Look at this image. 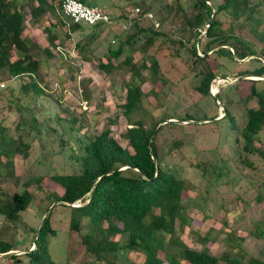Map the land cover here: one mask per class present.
<instances>
[{
	"label": "rangeland",
	"instance_id": "1",
	"mask_svg": "<svg viewBox=\"0 0 264 264\" xmlns=\"http://www.w3.org/2000/svg\"><path fill=\"white\" fill-rule=\"evenodd\" d=\"M216 1L212 0V3ZM177 2L182 12L189 15L194 0ZM260 2L256 15L260 24L255 30L244 16L233 17L231 10L221 13L219 19L222 28H227L229 24L241 26V29H233L234 34L253 45L257 56H260L258 62L264 65V58L258 52L264 47V0ZM84 4L99 8L118 20L107 29L95 30L92 34L88 28L83 30V36L96 33L88 45L90 53L87 61H81L75 52L74 44L81 38L79 32L66 36L67 27L50 28V33L55 36L56 48L53 49L48 45L46 29L55 21L46 15L40 21L31 23L27 16L22 36L35 42L40 49L48 48L53 54L52 59L43 61L39 66V78L36 80L43 94L35 97L31 91L23 93L19 90V86L27 82L26 76L5 81L0 74V125L7 129L9 136L19 137L22 143L28 145L26 157L14 155L10 167L4 165L5 159L0 157V201L23 190L31 196L29 205L18 213L16 220L9 221L0 215V242L11 244L15 249L13 252L31 250L33 232L46 210L52 208L49 227L53 236L47 238L48 259L60 264H88L79 237L68 229V209L56 202L55 197L60 196L62 190L51 180V176L77 173L83 144L103 129L108 128L110 136L122 148L130 150L121 138L127 124L140 121L150 128L165 119L166 123L157 125L161 130L155 137V145L162 164L186 182L188 189L182 193L183 200H192L186 206L190 223L178 232L180 240L188 247L199 249L194 232L201 236L208 229L231 231L242 239V249L248 256L264 262V160L260 155H243L240 152L250 165L234 167L232 162L226 161L231 154L237 157L232 143L234 132L228 129L224 118L220 119L222 109L227 107L236 128L243 126L244 109L238 100L239 96L247 93V86L238 85L236 90L230 86L235 84L239 72L253 70L258 63L249 57L233 65L227 56L208 53L206 63L215 74L208 91L220 95L215 107L214 102L196 91L199 78L191 73L188 65L192 33L180 12H175L173 0H86ZM147 5L150 6L147 13L166 34V39L156 38L147 51L157 62L154 76L148 70L139 68L141 64L148 65L141 53L130 50H125L117 61L110 62L114 66L124 57H129L130 64L138 69L142 81L133 77L130 66L125 63L109 73L99 70L97 64L106 62L107 46L115 47L117 37L123 40L134 32L132 23L126 27L122 18L127 16L128 10L135 7L144 10ZM138 26L152 28L146 19H140ZM168 40H180L182 47L170 45ZM223 48L232 54L231 49ZM175 51L176 57H171ZM37 57L43 59L40 53ZM242 78L262 80L259 77ZM130 84L139 87L140 102L135 110L124 115L121 105L125 86ZM256 87L264 90L261 82ZM10 94L19 98V112L6 109ZM246 106L257 107L255 100ZM214 113L215 120L220 119L218 123L203 120ZM185 117L191 120L181 121ZM167 121H175L172 122L175 126H164ZM175 143L177 145L174 146ZM255 146L264 151V127ZM224 161L228 169H223L222 176L214 180L211 174L208 175L209 166L215 164L220 167ZM195 164H204L205 174H201ZM258 225L263 229L261 237L254 234ZM223 236V233L218 234L214 241L206 244L211 255L219 256L227 250ZM125 239L117 237L120 245L125 243ZM20 259L24 260V257ZM141 260L142 256L138 253L121 251L117 262L131 264Z\"/></svg>",
	"mask_w": 264,
	"mask_h": 264
},
{
	"label": "trees",
	"instance_id": "2",
	"mask_svg": "<svg viewBox=\"0 0 264 264\" xmlns=\"http://www.w3.org/2000/svg\"><path fill=\"white\" fill-rule=\"evenodd\" d=\"M86 3V0H77ZM262 0H194L189 15L182 12L177 0H173L175 12L181 14L186 27L192 33L188 53L190 55L191 73L198 77L196 91L203 97H208L212 103L208 91L210 82L215 78L206 63L209 54L216 56H227L231 64L235 60L253 57L251 59L258 63L253 70H245L236 75L233 89L238 85L247 86V93L240 97L239 102L244 109V124L237 129L234 119L227 107L223 108V116L228 129L234 132L232 143L235 145V153L229 155L226 161L232 162L233 166L251 163L243 155L257 154L264 160V151L259 150L255 143L258 141V134L264 127V90H259L256 85L264 80H246L242 77H263L264 65L258 62L256 49L237 37L233 29L240 28V25L229 24L222 28L219 19L221 13L231 10L233 17L244 16V19L255 30L260 24L257 8L261 6ZM141 3L137 4L140 5ZM140 10V9H139ZM129 11V10H128ZM150 11L147 5L140 14ZM49 15L54 24H48L46 39L51 48H56L55 36L50 28L67 27L68 36L70 33L79 32L80 40L74 44L76 55L81 61H87L90 51L88 45L96 37V33L90 36L95 30L107 29L102 25L85 26L73 24L65 19L61 13L58 2L54 0H0V74L5 81L26 76L27 82L19 86L23 93L31 91L37 97L43 94L37 85L39 78L38 71L40 64L53 58L48 48L40 49L37 44L29 38L22 36L24 23L28 16L31 23H36ZM109 16V15H108ZM112 21H118L109 16ZM126 16L122 18L125 21ZM166 19V18H164ZM139 20L132 22L133 33L123 40L118 39L115 47L110 45L106 48V62H99L97 68L105 73L120 67L121 63L129 65L133 77L142 81L138 69L130 64V58L117 65H112L111 60L117 59L125 50L141 53L148 62V65H140V69L148 70L152 76L155 73L156 59L147 54L149 48L154 44L156 38L166 39V34L160 28H139ZM162 23V22H161ZM88 28L92 31L83 36V30ZM200 29L204 32L201 37L196 32ZM203 39V42H202ZM138 40H141L138 43ZM113 42V41H112ZM170 45L182 47L180 40H168ZM223 47L231 49L225 50ZM264 58V47L258 50ZM43 55L40 60L37 55ZM175 51L171 57H176ZM170 56V55H169ZM141 92L139 87L133 84L125 86L124 102L121 105L122 113L127 115L136 109L140 102ZM217 103L220 95L215 94ZM17 96L11 94L7 98V110L20 111ZM255 100L256 109L247 107V103ZM215 107L217 104H215ZM15 107V109H14ZM216 114L210 118L203 119L209 122L218 123ZM191 120L185 117L186 121ZM165 121L160 120L152 127L146 128L140 121L127 124L121 138L126 142L127 148H122L111 136L108 128L103 129L99 134L88 138L81 148L79 156V168L77 173L68 175H53L51 180L61 188L60 196L55 197L56 202H61L62 207L69 211L68 229L79 237L80 244L84 250V256L88 258V264H119L118 254L121 251L138 253L142 260L131 264H264L253 257L248 256L242 249V239L235 236L234 232L206 230L201 236L196 232V242L199 249L188 247L178 236V232L185 225L190 223L186 214V206L192 201L189 198L183 200L182 193L187 191L188 186L183 179L176 176L172 169L162 164V157L155 145V137L161 127L154 128ZM164 126H175L167 122ZM7 129L0 125V157L5 159V164L11 166L12 157L16 154L22 158L26 157L28 145L20 141V138H13L6 133ZM153 133L151 140L150 135ZM177 145L176 143L173 144ZM217 167L215 164L209 166L208 175L219 179L223 169H228L227 164ZM201 174H205L204 164H195ZM31 200L30 194L23 190L7 196L3 202L0 201V215L9 221H14L19 212L24 211ZM64 204H78V207L71 208ZM51 209L43 221L37 237L33 238V248L26 249L20 256H12L11 244L0 242V255L2 259L8 258L12 263L23 262V264H60L52 262L47 257V238L53 236L49 227V216ZM223 233L222 241L227 250L219 256L211 255L206 247L208 242L215 240L216 235ZM215 234V236L213 235ZM254 234L261 237L262 226H255ZM117 237H125V243L119 244ZM22 252V251H21ZM24 257L21 260L20 257ZM67 264V263H63Z\"/></svg>",
	"mask_w": 264,
	"mask_h": 264
},
{
	"label": "built area",
	"instance_id": "3",
	"mask_svg": "<svg viewBox=\"0 0 264 264\" xmlns=\"http://www.w3.org/2000/svg\"><path fill=\"white\" fill-rule=\"evenodd\" d=\"M58 2L60 6L61 13L63 17L69 20L73 24H81L85 26H94V25H102V26H112L115 22L112 21L108 14L102 11L99 8L93 6H87L77 0H54ZM139 8L135 7L129 10L125 18V25L129 27L134 20L146 19L151 23L153 30L159 29V24L156 22L150 13L140 14ZM200 36H204V32L200 29L196 30ZM33 247V246H32ZM13 252V251H11ZM23 252L15 251L14 256H20ZM6 259V260H5ZM2 259L0 255V264H5L8 258ZM9 261V260H8ZM7 264H23V262L12 263L9 261Z\"/></svg>",
	"mask_w": 264,
	"mask_h": 264
},
{
	"label": "water",
	"instance_id": "4",
	"mask_svg": "<svg viewBox=\"0 0 264 264\" xmlns=\"http://www.w3.org/2000/svg\"><path fill=\"white\" fill-rule=\"evenodd\" d=\"M234 60L237 61L236 59H234ZM238 62H243V60H240V61H238ZM259 78L262 79V80H264V76H263V77H259ZM210 95H211L212 102H214L215 104L218 105V103H217V101H216V98H215V93L210 92ZM167 122H175V121H167ZM202 122H203V121H197V123H202ZM163 123H166V122H163ZM156 128H157V126L154 128V131H155ZM152 136H153V133L150 135L149 141L151 140ZM57 204H63V203L58 202ZM64 205H65V206H68V207H71V208H75V207H78V206H79V205H73V204H70V205H68V204H64ZM49 210H50V209L46 210L45 214H44L43 217L41 218L40 223H39L38 227H37L36 230H35V233H34V239L37 237V235H38V233H39V229H40V227H41L43 221L46 219V217H47V215H48V213H49ZM10 254H11L12 256H14V255H15V252H10ZM5 260H6V259H5Z\"/></svg>",
	"mask_w": 264,
	"mask_h": 264
},
{
	"label": "bare ground",
	"instance_id": "5",
	"mask_svg": "<svg viewBox=\"0 0 264 264\" xmlns=\"http://www.w3.org/2000/svg\"><path fill=\"white\" fill-rule=\"evenodd\" d=\"M212 93H214V92H212Z\"/></svg>",
	"mask_w": 264,
	"mask_h": 264
}]
</instances>
